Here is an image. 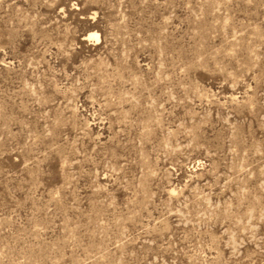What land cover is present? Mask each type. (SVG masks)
<instances>
[{
    "label": "rangeland",
    "instance_id": "obj_1",
    "mask_svg": "<svg viewBox=\"0 0 264 264\" xmlns=\"http://www.w3.org/2000/svg\"><path fill=\"white\" fill-rule=\"evenodd\" d=\"M0 264H264V0H0Z\"/></svg>",
    "mask_w": 264,
    "mask_h": 264
},
{
    "label": "bare ground",
    "instance_id": "obj_2",
    "mask_svg": "<svg viewBox=\"0 0 264 264\" xmlns=\"http://www.w3.org/2000/svg\"><path fill=\"white\" fill-rule=\"evenodd\" d=\"M94 35V34H93Z\"/></svg>",
    "mask_w": 264,
    "mask_h": 264
}]
</instances>
